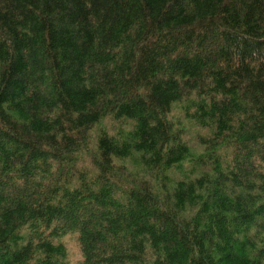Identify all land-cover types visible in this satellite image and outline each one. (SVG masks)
<instances>
[{
    "label": "trees",
    "instance_id": "1",
    "mask_svg": "<svg viewBox=\"0 0 264 264\" xmlns=\"http://www.w3.org/2000/svg\"><path fill=\"white\" fill-rule=\"evenodd\" d=\"M69 235L83 264H264V0H0V264H70Z\"/></svg>",
    "mask_w": 264,
    "mask_h": 264
},
{
    "label": "rangeland",
    "instance_id": "2",
    "mask_svg": "<svg viewBox=\"0 0 264 264\" xmlns=\"http://www.w3.org/2000/svg\"><path fill=\"white\" fill-rule=\"evenodd\" d=\"M186 104H177L173 107L172 112L169 117V122L172 123L174 131L180 132L183 136V140L192 147L195 157L192 160H189L185 163L182 168L183 170H189L193 167L196 161H198L202 157L203 148L198 145L197 142V134L202 133V131L192 123H189L185 119L184 111H185ZM120 128L130 130V124H123L116 123L111 119L104 120L98 127L94 129L92 132L93 141L95 142L97 138L104 134H110L113 137L117 136ZM138 166L137 161H132L127 168H129L131 173H141L140 175L147 176V180L155 185L156 180L159 182L162 181V174L155 173V174H147L144 171L141 172L139 169H136ZM138 168V167H137ZM181 169L172 168L166 170V175L173 181H178L182 178ZM63 242L67 246L68 257L70 264H83V256L80 250V246L75 235H69L65 237Z\"/></svg>",
    "mask_w": 264,
    "mask_h": 264
}]
</instances>
